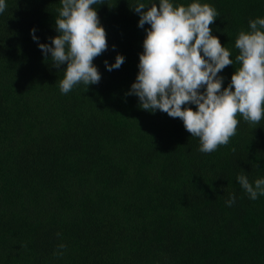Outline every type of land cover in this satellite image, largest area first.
Here are the masks:
<instances>
[{"label": "trees", "instance_id": "trees-1", "mask_svg": "<svg viewBox=\"0 0 264 264\" xmlns=\"http://www.w3.org/2000/svg\"><path fill=\"white\" fill-rule=\"evenodd\" d=\"M7 2L0 264H264V196L250 200L236 181L264 177V120L256 126L237 113L229 142L202 153L179 118L141 109L127 90L146 33L128 0L97 7L108 44L93 59L100 81L61 93L65 65L53 67L30 34L35 27L47 43L57 35L59 0ZM201 2L217 9L209 27L234 59L239 32L264 17V0ZM117 53L124 63L106 70ZM236 67L222 70L224 85Z\"/></svg>", "mask_w": 264, "mask_h": 264}, {"label": "clouds", "instance_id": "clouds-1", "mask_svg": "<svg viewBox=\"0 0 264 264\" xmlns=\"http://www.w3.org/2000/svg\"><path fill=\"white\" fill-rule=\"evenodd\" d=\"M55 15L57 35L50 43L40 42L36 28L30 29L44 58L53 67L63 68L59 81L61 93H68L79 83L88 86L101 79L93 63L108 47L106 31L100 22L97 7L107 0H59ZM129 8L143 28V51L139 53L138 72L127 95L138 98L141 109L157 110L179 118L191 136L199 138V151L210 153L235 135L239 120L257 125L264 120V17L249 20L248 31L241 30L235 40L237 54L221 44L209 27L219 13L201 0L180 3L179 0H128ZM8 8L0 0V14ZM148 25V27H145ZM115 45H113V48ZM123 54L113 62L104 61L106 70L119 69ZM236 67L224 85L222 70ZM192 105H195L193 109ZM183 106V107H182ZM236 181L252 201L264 196V177L249 180L245 173ZM237 197L229 192L228 207Z\"/></svg>", "mask_w": 264, "mask_h": 264}]
</instances>
